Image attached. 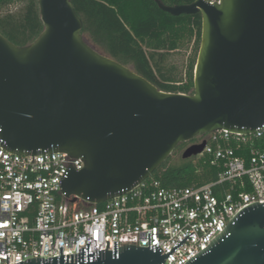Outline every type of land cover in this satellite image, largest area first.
<instances>
[{"label": "water", "instance_id": "1", "mask_svg": "<svg viewBox=\"0 0 264 264\" xmlns=\"http://www.w3.org/2000/svg\"><path fill=\"white\" fill-rule=\"evenodd\" d=\"M160 8L202 16L192 93L159 89L146 77L91 46L72 0H38L44 28L19 45L0 32V144L13 152L65 151L60 179L67 196L102 203L146 178L183 142L224 128L264 127V0H222ZM205 142L183 150L200 154ZM159 245L29 258L16 264H164ZM109 247V240H107ZM7 264L9 256L7 254ZM185 264H264V203L243 208L208 247Z\"/></svg>", "mask_w": 264, "mask_h": 264}, {"label": "built area", "instance_id": "2", "mask_svg": "<svg viewBox=\"0 0 264 264\" xmlns=\"http://www.w3.org/2000/svg\"><path fill=\"white\" fill-rule=\"evenodd\" d=\"M221 3L222 0H206ZM218 178L201 185L165 186L152 176L102 203L67 196L60 179L84 160L65 151L17 153L0 144V264L29 258L159 245L164 264H185L208 247L248 205L264 203V127L243 133L220 128L198 134ZM243 151L242 154H238ZM246 151L248 154L244 152ZM109 240V247H107Z\"/></svg>", "mask_w": 264, "mask_h": 264}, {"label": "trees", "instance_id": "3", "mask_svg": "<svg viewBox=\"0 0 264 264\" xmlns=\"http://www.w3.org/2000/svg\"><path fill=\"white\" fill-rule=\"evenodd\" d=\"M162 1L166 5H182L194 0ZM72 3L83 21L81 32L91 46L131 64L161 90L193 92L202 34L200 13L176 16L162 10L156 0H72ZM14 5H18L16 9L11 8ZM43 28L38 0H0V32L14 43L32 42ZM192 41L195 54L184 79L167 62L172 52ZM186 146L180 143L174 152ZM168 158L151 175L165 186L201 185L218 178L219 168L205 157L182 158L181 163L171 165L167 164Z\"/></svg>", "mask_w": 264, "mask_h": 264}, {"label": "rangeland", "instance_id": "4", "mask_svg": "<svg viewBox=\"0 0 264 264\" xmlns=\"http://www.w3.org/2000/svg\"><path fill=\"white\" fill-rule=\"evenodd\" d=\"M17 6L18 5H14L11 8L16 9ZM194 54H195L194 41L190 42L189 44L185 42L180 49L171 53L167 63H169L170 65H174L176 67V72L179 75H183L184 79H186V73L189 67V63L191 58L194 56ZM129 66L133 67L131 64ZM189 145H187L185 148H187ZM183 150L179 149L178 151L172 153L168 158L167 164L171 165V164L181 163L183 158L182 157Z\"/></svg>", "mask_w": 264, "mask_h": 264}, {"label": "flooded vegetation", "instance_id": "5", "mask_svg": "<svg viewBox=\"0 0 264 264\" xmlns=\"http://www.w3.org/2000/svg\"><path fill=\"white\" fill-rule=\"evenodd\" d=\"M193 141H194V139H192L191 141L183 142V144H185V145H189V144H191ZM178 146H179V145H178ZM178 146L176 147V149L178 148ZM176 149H175V150H176Z\"/></svg>", "mask_w": 264, "mask_h": 264}]
</instances>
